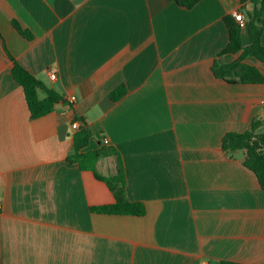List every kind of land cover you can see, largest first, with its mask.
Listing matches in <instances>:
<instances>
[{
    "label": "crops",
    "instance_id": "0c3cea01",
    "mask_svg": "<svg viewBox=\"0 0 264 264\" xmlns=\"http://www.w3.org/2000/svg\"><path fill=\"white\" fill-rule=\"evenodd\" d=\"M239 8L238 0L191 9L171 0H0V264H264V190L245 153L221 146L226 133L264 119V85L229 84L211 71L229 39L223 18ZM10 58L75 102L31 119ZM244 63L264 74L258 60ZM119 85L126 92L112 101ZM77 119L92 133L87 151L103 138L118 150L126 198L143 216L90 210L114 195L66 160ZM96 170L112 174L113 159Z\"/></svg>",
    "mask_w": 264,
    "mask_h": 264
},
{
    "label": "trees",
    "instance_id": "16d2710c",
    "mask_svg": "<svg viewBox=\"0 0 264 264\" xmlns=\"http://www.w3.org/2000/svg\"><path fill=\"white\" fill-rule=\"evenodd\" d=\"M180 8L191 9L200 0H171ZM240 4L239 12L244 16L246 22V34L248 44H242V30L234 21L232 15L225 16L223 22L227 28L229 39L216 60L212 62L211 71L213 76L229 84H259L264 85V74L255 66L248 65L245 60L252 57L264 65V46L261 45V36L264 33V0H238ZM13 26L18 34L27 39H32L30 32L22 29L17 22ZM225 54H237L238 57L223 63L217 60ZM11 59V58H10ZM13 66L11 69L12 79L22 88L26 105L31 119H37L53 111L55 105L64 102L65 98L41 81L35 78L25 68L11 59ZM38 91H43L46 96L43 99L38 97ZM126 90L119 85L109 93L112 101H117L124 96ZM81 126L72 133V145L69 149L66 160L76 164L80 170H91L97 180L106 184L114 195V202L111 204L90 207L95 214L106 215H132L143 216L145 208L140 202L129 201L125 192L124 167L116 148L101 146L99 149L86 150L92 136L89 126L82 120ZM221 146L227 153L243 151L245 153L243 166L256 175L257 183L261 190H264V119L252 122L249 130L243 133L228 132L222 137ZM86 150V151H85ZM106 157H111L114 162V172L106 176L98 174L96 170L97 162ZM219 264H239L231 261H220Z\"/></svg>",
    "mask_w": 264,
    "mask_h": 264
},
{
    "label": "built area",
    "instance_id": "2783aa9c",
    "mask_svg": "<svg viewBox=\"0 0 264 264\" xmlns=\"http://www.w3.org/2000/svg\"><path fill=\"white\" fill-rule=\"evenodd\" d=\"M243 16H244V15H243L241 12H239L238 10H236V11H234V12L232 13V17H233L234 21L237 22L238 27H239L241 30H245V28H246V22H245V19H244ZM47 73H48V75H49V78H50L52 81L57 80V72H56V70H55L54 68L49 67V68L47 69ZM65 99H66L67 101L71 102V103L75 102V97H74L73 95L67 96ZM262 103H264V102H262ZM80 126H81V123H80V122H78V121H75V122H74V127H75L76 129H77L78 127H80ZM102 144H103L104 146H109V141H108V139H107V138H103V139H102ZM0 208H1V207H0Z\"/></svg>",
    "mask_w": 264,
    "mask_h": 264
},
{
    "label": "rangeland",
    "instance_id": "374dc122",
    "mask_svg": "<svg viewBox=\"0 0 264 264\" xmlns=\"http://www.w3.org/2000/svg\"><path fill=\"white\" fill-rule=\"evenodd\" d=\"M106 168V166H103V170ZM100 171H102V170H100ZM102 172H105V173H107L106 171H102Z\"/></svg>",
    "mask_w": 264,
    "mask_h": 264
}]
</instances>
